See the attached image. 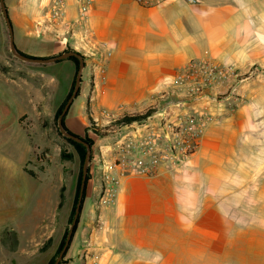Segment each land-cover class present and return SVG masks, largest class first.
Listing matches in <instances>:
<instances>
[{
    "label": "rangeland",
    "instance_id": "rangeland-1",
    "mask_svg": "<svg viewBox=\"0 0 264 264\" xmlns=\"http://www.w3.org/2000/svg\"><path fill=\"white\" fill-rule=\"evenodd\" d=\"M3 3L17 54L31 60L71 54L52 63L17 57L0 6V103L30 146L26 171L51 183L58 197L55 232L38 245L20 244L32 254L25 259L13 255L17 244H3L8 264H48L53 258L56 262L82 187L83 204L76 219L78 228L83 217L80 235L72 239L62 264L73 261L78 251L84 264L82 242L101 238L112 244L124 241L122 248L140 247L157 264H264V164L223 165L221 170L206 164L194 169L191 164L204 131L216 121L209 104L230 107L238 102L226 100V82L175 83L139 112L108 111L92 96L95 72L97 77L102 72L97 48L80 45V40L70 44L59 32L63 14L53 19L51 4L25 28L18 7L10 0ZM71 57L78 61L77 71ZM81 66L78 90L64 113ZM149 112L142 122L124 124L125 116ZM60 123L82 143L67 138ZM198 126L203 133L196 150L179 160L178 150ZM13 144L21 151L18 136ZM252 169L259 173L252 184L225 186L228 175L238 177L239 183Z\"/></svg>",
    "mask_w": 264,
    "mask_h": 264
},
{
    "label": "crops",
    "instance_id": "crops-1",
    "mask_svg": "<svg viewBox=\"0 0 264 264\" xmlns=\"http://www.w3.org/2000/svg\"><path fill=\"white\" fill-rule=\"evenodd\" d=\"M55 1L10 0L18 7L25 28ZM60 1L59 32L72 45L80 40V45L97 48L102 72L99 77L95 72L92 96L101 108L139 112L159 94L172 90L177 73L190 61L207 60L230 69L226 100L238 102L230 107L209 104L216 121L203 133L191 161L193 168L264 164L263 0H165L155 6L135 0ZM15 136L21 140V151L13 146ZM29 155L23 131L10 122L0 103V258L5 260L0 264H8V249L3 245L8 246L3 240L7 232L16 235L18 247L13 255L25 259L32 254L19 245H38L57 227V189L26 171ZM250 171L240 176L239 183L238 177L228 175L225 186L252 184L259 173ZM82 218L73 240L80 235ZM116 243L102 238L82 242L84 264H157L140 247L122 248L124 241ZM79 253L75 258L71 255L74 259L68 264H81Z\"/></svg>",
    "mask_w": 264,
    "mask_h": 264
},
{
    "label": "built area",
    "instance_id": "built-area-1",
    "mask_svg": "<svg viewBox=\"0 0 264 264\" xmlns=\"http://www.w3.org/2000/svg\"><path fill=\"white\" fill-rule=\"evenodd\" d=\"M135 1L143 6H155L161 4L165 0H135ZM194 1L195 0H189V2H194ZM62 6L63 5L60 0H56L53 3L52 5L53 19H59L62 16L63 14ZM229 72L230 69L213 66L207 60H193L190 61L185 67H183L177 73L176 83H189L191 81H198L197 85H202V84H210L211 81L214 82L216 80L225 81L227 74ZM202 133H203L202 126L192 128V130L189 131V133L187 134V138H188L187 142L184 143L178 150L179 160L188 158L196 150L197 142L202 136ZM149 144H152V141H149ZM164 159L165 157L163 156V158L160 160H164ZM85 257L86 256L84 255V259H83L84 261H85Z\"/></svg>",
    "mask_w": 264,
    "mask_h": 264
},
{
    "label": "water",
    "instance_id": "water-1",
    "mask_svg": "<svg viewBox=\"0 0 264 264\" xmlns=\"http://www.w3.org/2000/svg\"><path fill=\"white\" fill-rule=\"evenodd\" d=\"M0 6H1V9H2V13L4 15V18H5V21H6V24L8 25V28H9V32H10V38H11V49L12 51L15 53V55L17 57H19L20 59H23V60H26V61H33V62H38V63H52V62H56V61H59V60H62V59H65L67 57H69L71 54H63L59 57H56V58H51V59H40V60H31V59H28V58H25L19 54L16 53L15 51V48H14V44L12 42V30H11V26H10V23H9V20H8V17H7V12L4 8V3H3V0H0ZM82 66L80 67L79 71H78V74H77V77H76V85H75V91L73 93V95L71 96V98L68 100L67 104L65 105V109H64V113L68 110L69 106H70V103L73 99V97L75 96V93L77 92L78 90V86H79V83H80V70H81ZM64 113L61 115V118L62 116L64 115ZM61 120V119H60ZM59 128H60V131L67 137V138H70L74 141H77L79 143H82V141L77 138V137H74L68 133H66L64 131V129L62 128L61 126V123L59 124ZM85 145V144H84ZM86 146V145H85ZM87 147V146H86ZM84 178V177H83ZM82 191H83V187L81 188V195L79 197V202L78 204L76 205V208H75V215H74V220L72 222V225L70 226V229L68 231V234H67V238H66V243H65V246L64 248L62 249L61 253L59 254V257L57 258L55 264H58L60 262V260L62 259L65 251H66V248L69 244V241L71 239V235H72V231H73V227L76 223V219H77V216L79 214V211H80V206H81V201H82Z\"/></svg>",
    "mask_w": 264,
    "mask_h": 264
},
{
    "label": "trees",
    "instance_id": "trees-1",
    "mask_svg": "<svg viewBox=\"0 0 264 264\" xmlns=\"http://www.w3.org/2000/svg\"><path fill=\"white\" fill-rule=\"evenodd\" d=\"M69 59L75 64L76 71H77V68H78V61H77L75 58H72V57L69 58ZM72 91H73V88H72L71 92L69 93V95L67 96V99H66V101H65V103H64L63 106H65V105H66V102L70 99V96H71V94H72ZM63 106H62V107H63ZM151 114H152V113L149 112V113H146L145 115H142V116H125V117H124V119H125L124 124L127 125V124H131V123H133V122H137V123L142 122V121H144L145 119L149 118V117L151 116ZM69 134H70V133H69ZM84 141H85V140H84ZM88 143H89V142H88ZM83 196H84V194H83ZM61 198H62V195H61ZM83 198H84V197H83ZM83 198H82V202H81V206H80V211H81L82 204H83ZM80 211H79V213H80ZM71 216H72V215H71ZM70 220H72V218H71ZM77 224H78V220L76 221V224H75V226L73 227V231H72L71 239H70V241H69V244H68V246H67V248H66V251H65L63 257L65 256V254L67 253V251H68V249H69V247H70V245H71V242H72L73 236H74V234H75V232H76ZM67 234H68V230L64 232L63 237H62V239H61V241H60V244H59V247H58V250H57V253H58V254L61 252V250H62V249L64 248V246H65L66 238H67ZM3 238H4L3 240H4L6 243H8V244H10V243H11V244H12V243H15V244H16V235L13 234V233H11V232H7V233L5 234V237H3ZM54 262H55V259L53 258L52 260L49 261L48 264H54ZM59 264H62V260H61V263H59Z\"/></svg>",
    "mask_w": 264,
    "mask_h": 264
}]
</instances>
